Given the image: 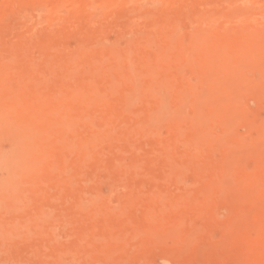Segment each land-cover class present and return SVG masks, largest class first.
<instances>
[{"label": "bare ground", "instance_id": "6f19581e", "mask_svg": "<svg viewBox=\"0 0 264 264\" xmlns=\"http://www.w3.org/2000/svg\"><path fill=\"white\" fill-rule=\"evenodd\" d=\"M10 14L47 30L0 41V264H264V0H0ZM73 21L97 27L69 47Z\"/></svg>", "mask_w": 264, "mask_h": 264}, {"label": "rangeland", "instance_id": "374dc122", "mask_svg": "<svg viewBox=\"0 0 264 264\" xmlns=\"http://www.w3.org/2000/svg\"><path fill=\"white\" fill-rule=\"evenodd\" d=\"M68 14V15H67ZM66 15L68 17H70V21H72L74 18H71L73 17L74 13L73 11H69L68 13H66ZM71 15V16H70ZM121 10H118L117 11V14L115 15H111L110 17H108L106 19V24L108 25V29L106 31V35L107 37H109L108 39L109 40H114L118 34V32L120 31V22L118 20L121 19ZM31 17V16H30ZM32 18V17H31ZM19 17H17L15 14H10L8 16H5L2 20V23H0V41L3 42V43H7V44H10L12 42V40L16 39L17 35L20 34V33H38L39 31H43V30H47L46 26L39 22L38 19L35 20V25H34V29H31L29 27H27L24 22H25V18H22V19H19ZM74 22V21H73ZM71 24V29L73 30L72 32H75V33H72L74 35H69L67 38H66V43L69 47H72V45L75 46V44L77 43L78 41V38L76 36H78V29H83V30H91L93 27L96 28L97 25L95 26H92V25H85L84 23H73ZM41 23V24H40ZM84 25V26H83ZM21 26V27H19ZM19 27V28H18ZM45 27V28H44ZM57 27V26H56ZM88 27V28H86ZM20 28L22 30V32H20ZM74 28V29H73ZM91 28V29H90ZM19 29V30H18ZM77 29V30H76ZM75 30V31H74ZM77 31V32H76ZM81 31V30H80ZM79 31V32H80ZM20 32V33H19ZM18 33V34H17ZM17 34V35H16ZM76 34V35H75ZM116 34V35H115ZM114 38V39H113ZM76 42V43H75ZM73 46V47H74ZM34 53L37 55L38 54V51H34ZM249 104L251 107H253L255 109V104L252 100L249 101ZM258 113H261L260 116H263L264 115V104L261 105V107L257 110ZM263 112V113H262ZM2 139H0V185H2V183L4 184L7 180V178H9L10 176H8L9 172L11 171V168L10 166L8 165L9 163L7 161H5L7 158H9L8 154H9V151H11L13 148L12 146V141L11 138H9L8 136L4 137L2 136L1 137ZM6 139V140H5ZM10 139V140H9ZM2 140V141H1ZM4 140V141H3ZM2 142V143H1ZM11 142V144H10ZM3 151H5V153L7 152V154H5ZM4 155V156H3ZM6 155V156H5ZM8 160V159H7ZM11 174V172H10ZM9 174V175H10ZM102 177V176H101ZM103 178V177H102ZM5 181V182H4ZM105 189L107 190V187L105 185L102 186V190L104 192H107L105 191ZM121 194L123 191H125V188L123 186H119L116 190V193L118 192ZM55 219V218H52V220ZM57 219V218H56ZM55 219V220H56ZM53 220V221H55ZM57 221V220H56ZM58 222V221H57ZM49 228V229H48ZM47 230V231H46ZM51 230V228L48 226L45 228V232L46 234L49 233V231ZM243 231L248 234L249 236H255L256 233H257V228H256V225L253 223V222H248L244 225L243 227ZM28 236V235H27ZM27 236H24L26 237L25 238H19L20 240H22V242H24V244L26 245H29L31 244H34V243H37L40 241V239H36L35 236H31V237H27ZM220 232H215L214 233V237L215 238H218L220 237ZM35 237V238H34ZM37 238H40V237H37ZM36 240V242H35ZM34 242V243H33ZM29 243V244H28ZM31 244V245H32ZM232 256V255H231ZM241 258V259H240ZM242 256H237V255H234L233 257H230L226 259H223L221 261V259L218 260H205V259H208L205 257H202L200 258L199 256L197 257H193V256H190L189 258L185 259V264H238L239 262H242L243 259ZM151 259V260H150ZM149 259V264H175V262L173 260H163L159 255H153L151 258ZM151 262V263H150ZM169 262V263H168ZM183 262V263H184ZM242 264V263H241Z\"/></svg>", "mask_w": 264, "mask_h": 264}]
</instances>
